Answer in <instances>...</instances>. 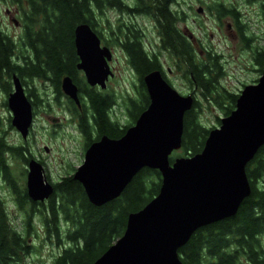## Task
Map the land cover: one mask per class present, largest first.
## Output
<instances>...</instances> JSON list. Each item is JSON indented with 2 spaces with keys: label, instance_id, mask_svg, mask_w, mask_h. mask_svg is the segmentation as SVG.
Listing matches in <instances>:
<instances>
[{
  "label": "trees",
  "instance_id": "16d2710c",
  "mask_svg": "<svg viewBox=\"0 0 264 264\" xmlns=\"http://www.w3.org/2000/svg\"><path fill=\"white\" fill-rule=\"evenodd\" d=\"M6 1L22 10L20 15L25 31L20 35L19 42L15 43L3 31L0 23V82L5 79L4 76H10L12 71L21 77L49 79L58 98L63 72L80 80L74 67L77 58L74 28L80 22L90 24L105 43L119 45L127 54L140 81L137 97L129 98L125 106L129 122L112 120V109L110 116L108 114L112 101L110 96L88 86L84 80L80 82L88 103L85 106L86 115L80 119V126L87 136L86 145L91 138H98L102 134L119 137L134 123L149 103L143 75L154 69L162 70V49L167 51L170 60H174L177 70H181L184 77L197 84L207 101L218 105L224 115L236 105L238 93L227 90L219 83V78L225 73L219 62L220 56L211 51L204 56L205 52L202 54L200 49H196L185 31L178 26L184 15L171 6L176 0ZM262 6L264 8V1ZM108 9L125 11L134 16H151L160 39L156 50L146 49L143 27L134 23V20L117 19L113 24L105 16ZM217 12L218 15L231 12V15L237 17L233 9L222 4L218 5ZM104 16L108 35H103L96 27ZM242 36L250 47L248 39L251 37ZM17 45L25 48V52H17ZM16 53L21 57L19 63L13 61ZM253 56L261 74L264 51L256 46ZM32 95L35 97L37 94L32 92ZM197 105L195 100L183 114L180 154L192 155L200 151L210 130L200 123ZM24 149L23 144L7 143L5 130L0 133L1 179L10 188L13 187L16 205L25 212L23 224L18 228L12 224L4 205V197L0 194V264H22L24 252L30 248L27 235L31 232L32 218L37 213L41 214L46 239L52 241L53 237L59 244L64 243V240L68 242L56 254L53 264H90L123 233L128 213L139 209L157 194L161 184L159 169L144 166L132 176L118 196L95 205L87 198L81 182L74 178L73 170L53 182L54 190L47 200L35 201L27 195L25 186L18 190L6 160L10 154L27 160ZM174 155H170V160ZM245 170L250 182V193L241 201L234 214L193 231L189 239L178 248L184 264H264V185L260 186V183L264 184V143L247 162ZM63 221L70 225L62 227Z\"/></svg>",
  "mask_w": 264,
  "mask_h": 264
},
{
  "label": "water",
  "instance_id": "95a60500",
  "mask_svg": "<svg viewBox=\"0 0 264 264\" xmlns=\"http://www.w3.org/2000/svg\"><path fill=\"white\" fill-rule=\"evenodd\" d=\"M198 9H201L199 7ZM87 22L74 28V44L89 83L105 86L112 74L108 46ZM14 89L7 97L11 123L26 137L32 110L21 81L13 75ZM149 104L119 137L102 135L92 141L73 173L88 199L102 204L121 193L143 166L158 168L157 194L127 215L123 233L90 264H184L178 253L193 231L234 214L250 193L246 163L264 143V68L257 81L245 84L235 107L210 128L202 149L192 155L169 154L181 145L183 113L193 105L191 94L179 93L158 69L143 76ZM62 89L78 101L71 77L62 78ZM27 193L43 200L53 185L35 158L28 161Z\"/></svg>",
  "mask_w": 264,
  "mask_h": 264
},
{
  "label": "rangeland",
  "instance_id": "374dc122",
  "mask_svg": "<svg viewBox=\"0 0 264 264\" xmlns=\"http://www.w3.org/2000/svg\"><path fill=\"white\" fill-rule=\"evenodd\" d=\"M212 1L214 0H178L174 6L184 15V18L178 22V26L183 31L191 32L192 44L196 49H200L202 54L207 48L222 54L220 61L225 73L220 77L219 83L225 86L227 90L238 93L239 88H242L245 83L254 82L260 75L251 47L264 48V8L262 6L264 0H216L227 4L232 3L238 12L237 17L224 15L220 19L214 11L206 6ZM199 6L201 9H198ZM16 8L15 4L0 0V20L6 31L17 36L21 32V27L14 24L11 19L12 15L19 18L20 12ZM8 12H10V16ZM105 16L113 24L117 22V19L119 21L134 20V23L143 27L145 47L156 50L157 33L151 16L147 14L134 16L128 12L115 9H108ZM105 16L98 21L96 27L102 31L103 35H108L109 30ZM241 34L251 37L249 40L250 47L245 46V40ZM110 46L113 51L110 63L113 65L114 76L108 82V90L115 93L117 100H120L123 95L135 96L134 93L137 92L138 86L137 74L131 69V65L127 62V54L120 46L116 44H110ZM160 57L165 66H169L171 61L169 56L162 52ZM176 76L172 77L173 81L177 86L182 85L178 73ZM34 82L40 92H44L39 81L35 79ZM185 88L183 87V89ZM194 90L198 102L200 123L206 128L219 125V118L224 115L223 111L215 103L207 101L199 88L194 87ZM54 94L52 87L49 86L46 97L51 105L34 107V120L30 132L23 139L8 119L10 111L8 106L3 104L6 96L0 90V133L5 130V138L9 144H23L25 147L24 155L28 158L33 156L43 164L44 175L50 182H55L62 175L75 170L76 166L84 159L79 131L73 127V119L69 116L66 106H58V103L53 99ZM60 97L64 99L62 95ZM112 110V116L116 117L115 114L117 113L121 123L129 122L125 106H113ZM181 151L182 148H178L173 152L179 155ZM6 160L10 164L13 179L17 181L18 190L24 189L25 186L27 192L25 181L27 161L12 154L6 156ZM263 185L260 183V186ZM0 192L5 199L12 224L21 228L25 212L16 205L14 198L16 193L13 187L10 188L8 183L0 179ZM44 200L47 199L44 198ZM68 225H70L69 222H62V227ZM27 241L30 248L28 252H24L22 264H53L56 254L64 245L68 244L65 240L64 243L60 242L59 244L54 241L53 237L52 241L45 238V227L40 213L34 214L32 218V228L30 235H27Z\"/></svg>",
  "mask_w": 264,
  "mask_h": 264
},
{
  "label": "flooded vegetation",
  "instance_id": "af4514ba",
  "mask_svg": "<svg viewBox=\"0 0 264 264\" xmlns=\"http://www.w3.org/2000/svg\"><path fill=\"white\" fill-rule=\"evenodd\" d=\"M178 0H176L175 2H173L172 4H171V6L173 7V8H175V6H174V4L177 2ZM219 4H222V5H224L225 7H227V8H230V9H233V11L236 13V14H238V12L236 11V9H235V6L232 4V3H229V4H227V3H224L223 1H216V0H214V1H212L211 3H208V4H206V6L211 10V11H214V13H216L217 14V17L220 19L221 18V16H226V15H231L230 13L231 12H227V13H225V14H222V15H218V12H217V7H218V5ZM17 7V6H16ZM199 7H201V6H199ZM17 10H18V12H20V13H22V10H20L18 7L16 8ZM202 9H203V7H202ZM8 15L10 16L11 14H10V12H8ZM233 16V15H232ZM234 17V16H233ZM11 19H12V21H13V23L14 24H17V25H20V27H21V32L16 36V35H14V34H11V33H9L8 31H6L5 30V27H4V25H3V23L1 22V20H0V23H1V25H2V29H3V31L8 35V36H10L11 37V39L15 42V43H18L19 42V37H20V35H22L23 33H24V25H23V23H22V16L21 15H19V18H17L16 16H14V15H12L11 16ZM157 31V30H156ZM186 32H187V36H188V38H190L191 39V37H192V34H191V32L190 31H188V30H185V34H186ZM100 37V36H99ZM241 37L243 38V36H242V34H241ZM244 39V38H243ZM100 44L101 45H106V46H108L109 47V49H110V51H111V54H112V56H113V51H112V48H111V46H110V44H107V43H105L102 39H101V37H100ZM159 36H158V34H157V38L155 39V43L156 44H160V42H159ZM245 40V39H244ZM143 41L145 42V38L143 39ZM248 41H249V39H248ZM192 42V41H191ZM250 42V41H249ZM251 45V44H250ZM245 46H247V47H249V44H247L246 43V41H245ZM157 47H158V45H157ZM255 47L256 46H252L251 48H252V50L255 52ZM17 52H21V51H24L25 52V48H21L20 46H18L17 45ZM160 48V47H159ZM147 49V48H146ZM160 49H162V48H160ZM258 49L259 50H261V51H264V48H259L258 47ZM147 50H150V49H147ZM207 50V51H206ZM75 51H76V48H75ZM151 51V50H150ZM211 51V53H213V54H218L220 57H221V53H219V52H215V51H213L212 49H210V48H207V49H205L203 52H205L204 53V56H205V54H206V52H210ZM162 52H167L165 49H162ZM167 54V53H166ZM19 53H16V55H15V57H14V59H13V61L15 62V63H19V62H21V57H19ZM76 55H77V53H76ZM112 56L109 58V59H107V63H108V65H109V68H110V70H111V72H112V74H108V76H107V78L105 79V86L103 87V86H101V84H99V83H94V84H92V83H89L87 80H86V77H85V73H84V70L82 69V68H79L78 66H77V63H78V61H80V59H79V57H78V55H77V58L74 60V67L77 69V76L80 78V80H75L74 79V77L72 76V75H70V73H68V72H63L62 73V75L60 76V82H59V89H60V91H61V93L59 92V96H58V98L56 97V92H55V89H54V87H53V85H52V83H51V81L49 80V79H45V78H41V77H33V78H28L27 76L26 77H21V76H19L17 73H16V71H12L11 72V74H10V76H4L5 77V79H3L2 80V82H0V90H1V92H3V94L6 96V99L3 101V104L5 105V106H8V104H7V97H8V95H9V93L14 89V85H13V75L15 74V75H17L18 77H19V79H20V81H21V84H22V86H23V89H24V92H25V94H26V96H27V98L29 99V101H30V106H31V110H32V122H31V126H32V123H33V120H34V112H35V109H34V107H37V106H50L51 104H50V101L47 99V93H48V88H49V86H51L52 87V89H53V91L55 92V94H54V96H53V99L58 103V106H66V108H67V111L69 112V116L73 119V123H72V125H73V127H75L78 131H79V134H80V140H82V148H83V157H84V152H85V150H86V148L88 147V145L92 142V141H94V140H97V139H99L100 137H101V135H100V137H98V138H91V140H90V142L86 145V143H87V136H86V134H85V132L83 131V128H82V126H80V119L81 118H83V116L84 115H86V108H85V106H87L88 105V103H87V101H86V96L84 95V93H83V91H82V87H83V85H81L80 84V82H81V80L83 81H85L86 83H87V85L89 86H92V87H94L95 89H97V90H99V91H102V92H104L105 94H107L108 96H110V98H111V103H110V107H109V109H108V114H109V112H110V109H112L113 108V106H127V102H128V99L129 98H136L137 97V92H135L134 93V95L135 96H128V95H123V96H121L120 97V100H117L116 98H117V96L115 95V93H113L112 91H109L108 90V82L110 81V79L111 78H113V76H114V70H113V65L110 63V61H112ZM220 57H219V62L222 64V62L220 61ZM254 57V56H253ZM161 58V57H160ZM127 62H128V64L129 65H131L130 63H129V61H128V57H127ZM161 62H162V70H161V73H162V76L166 79V81H168V83H170L179 93H181V94H184V95H187V94H191L192 96H193V98H194V101L196 100V98H195V90H194V87L195 88H199L198 87V85L197 84H193L192 83V81L189 79V78H187V77H184L183 76V72H181V70H177V67H176V65L174 64L175 62H174V60H171L170 61V64H169V66H165V63L162 61V59H161ZM171 63H173L172 65H171ZM223 65V64H222ZM131 69L136 73V71H135V69L132 67V65H131ZM224 70V69H223ZM173 71H175V72H173ZM172 73V75H170ZM177 73H178V75L180 76V79L182 80L181 82H182V85H178L177 86V84L173 81V79H172V77H177L176 75H177ZM137 74V73H136ZM146 74V73H145ZM144 74V75H145ZM65 75H68V76H70L71 77V79H72V81L76 84V86H77V97H78V101H76V100H74L72 97H70L68 94H66L65 92H64V90L62 89V85H61V83H62V78L65 76ZM143 75V76H144ZM137 78H138V85L140 84V81H139V76L137 75ZM35 79H37L38 81H39V85L41 86V89L42 88H44V92H40V89L39 88H37V84L34 82V80ZM144 79V78H143ZM220 79V78H219ZM6 80V81H5ZM257 79H255L254 80V82L256 81ZM144 81V80H143ZM29 82V83H28ZM85 83V84H86ZM145 83V82H144ZM246 84V83H245ZM244 84V85H245ZM243 85V86H244ZM107 86V87H106ZM146 86V85H145ZM242 86V87H243ZM106 87V88H105ZM138 87V86H137ZM183 87H186L185 89H183ZM105 88V89H104ZM240 90L242 89V88H239ZM239 90V91H240ZM137 91V90H136ZM146 91H147V93H148V90H147V87H146ZM32 92H34L35 94H37L35 97H33V95H32ZM234 93V92H233ZM239 93V92H238ZM63 96V98L64 99H61V97L60 96ZM148 95H149V93H148ZM193 101V102H194ZM149 102H150V95H149ZM149 104V103H148ZM147 104V105H148ZM146 105V106H147ZM75 106V107H74ZM196 106V105H195ZM74 107V108H73ZM10 111V110H9ZM113 111V110H112ZM111 114V119L113 120V119H118V117H117V113L115 114L116 115V117H114V116H112V113H110ZM110 114H109V116H110ZM11 117H12V115H11V112H10V115L8 116V119H9V121L11 122ZM66 120V119H65ZM31 126H30V128H31ZM30 128H29V132H30ZM183 131V130H182ZM28 132V133H29ZM103 135V134H102ZM105 135V134H104ZM93 137H94V135H93ZM181 137H182V134H181ZM24 139V138H23ZM181 147V146H180ZM179 147V148H180ZM178 149V148H177ZM175 150V149H174ZM174 150H172V152L169 154V157H170V155L171 154H174ZM175 155H176V153H175ZM174 155V157H173V159L176 157V156H186V155H184V154H179V155H176L175 156ZM31 158H33V156L32 157H29L26 161L28 162L29 161V159H31ZM36 159V158H35ZM170 159V158H169ZM172 159V160H173ZM38 160V159H37ZM172 160H170V161H172ZM39 161V160H38ZM40 162V161H39ZM41 163V162H40ZM81 163H82V161H81ZM80 163V164H81ZM42 164V163H41ZM80 164H78V165H80ZM247 164V163H246ZM42 166H43V164H42ZM76 168H77V166H76ZM76 170V169H75ZM74 170V171H75ZM74 173V172H73ZM45 173H44V167H43V175H44ZM247 174V173H246ZM44 177L48 180V178H47V176H45L44 175ZM0 179H1V176H0ZM249 180V179H248ZM49 181V180H48ZM52 184H53V182H51ZM250 183V182H249ZM84 189V188H83ZM85 191V190H84ZM13 192V191H12ZM0 194H1V192H0ZM86 194V193H85ZM2 195V194H1ZM3 196V195H2ZM87 196V195H86ZM88 198V197H87ZM46 199H48V198H46ZM35 201H40V200H35ZM45 201V200H44ZM108 202V201H107ZM4 205L6 206V202H5V199H4ZM6 208H7V206H6ZM8 210V209H7Z\"/></svg>",
  "mask_w": 264,
  "mask_h": 264
},
{
  "label": "bare ground",
  "instance_id": "6f19581e",
  "mask_svg": "<svg viewBox=\"0 0 264 264\" xmlns=\"http://www.w3.org/2000/svg\"><path fill=\"white\" fill-rule=\"evenodd\" d=\"M111 56H112V54H111ZM99 84H100V83H99ZM9 109H10V108H9ZM188 109H189V108H188ZM10 111H11V110H10ZM184 112H185V111H184ZM183 114H184V113H183ZM11 115H12V113H11ZM31 122H32V121H31ZM11 124H12V123H11ZM12 125H13V124H12ZM13 126H14V125H13ZM30 126H31V123H30V125H29V128H30ZM14 127H15V126H14ZM29 128H28V132H29ZM210 128H211V127H210ZM210 128H209V129H210ZM15 129L20 133V131H19L16 127H15ZM28 132H27V135H28ZM20 134H21V133H20ZM27 135H26V137H27ZM21 137L24 138V139L26 138V137H23L22 135H21ZM179 147H180V146H179ZM179 147H177V148H179ZM259 147H260V146H259ZM259 147H258V148H259ZM177 148H174V149H177ZM174 149H173V150H174ZM256 151H257V150H256ZM171 152H172V151H171ZM171 152H170V153H171ZM27 164H28V162H27ZM143 167H144V166H143ZM148 167H149V166H148ZM152 168H153V167H152ZM140 169H141V168H140ZM157 169H158V168H157ZM159 171H160V170H159ZM27 172H28V166H27ZM27 172H26V179H27ZM131 178H132V177H131ZM77 180H78V179H77ZM25 181H26V180H25ZM79 181H80V180H79ZM80 182H81V181H80ZM81 184H82V183H81ZM52 185H53V184H52ZM82 186H83V184H82ZM83 188H84V186H83ZM53 190H54V187H53ZM84 190H85V189H84ZM52 192H53V191H52ZM85 193H86V192H85ZM27 194H28V193H27ZM51 194H52V193H51ZM51 194H50V195H51ZM50 195H49V196H50ZM86 195H87V194H86ZM28 196H29V195H28ZM117 196H118V195H117ZM29 197H30V196H29ZM30 198H31L32 200H39V199H33L32 197H30ZM46 198H47V197H46ZM46 198H45V199H46ZM114 198H115V197H114ZM112 199H113V198H112ZM110 200H111V199H110ZM40 201H44V199H43V200H40ZM107 201H109V200H107ZM107 201H105V202H107ZM105 202H104V203H105ZM93 204H95V203H93ZM102 204H103V203H102ZM95 205H101V204H95ZM202 226H203V225H202ZM196 229H197V228H196ZM190 236H191V235H190Z\"/></svg>",
  "mask_w": 264,
  "mask_h": 264
},
{
  "label": "crops",
  "instance_id": "0c3cea01",
  "mask_svg": "<svg viewBox=\"0 0 264 264\" xmlns=\"http://www.w3.org/2000/svg\"><path fill=\"white\" fill-rule=\"evenodd\" d=\"M9 108V107H8ZM10 110V109H9ZM11 112V111H10ZM11 123V122H10ZM12 125V124H11ZM15 180V179H14ZM16 181V180H15ZM17 182V181H16Z\"/></svg>",
  "mask_w": 264,
  "mask_h": 264
}]
</instances>
